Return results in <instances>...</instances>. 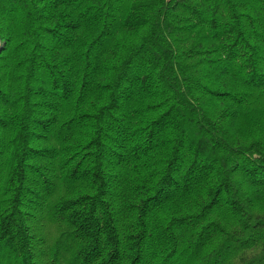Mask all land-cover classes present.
Instances as JSON below:
<instances>
[{"label":"trees","instance_id":"trees-1","mask_svg":"<svg viewBox=\"0 0 264 264\" xmlns=\"http://www.w3.org/2000/svg\"><path fill=\"white\" fill-rule=\"evenodd\" d=\"M0 264H264V0H0Z\"/></svg>","mask_w":264,"mask_h":264}]
</instances>
